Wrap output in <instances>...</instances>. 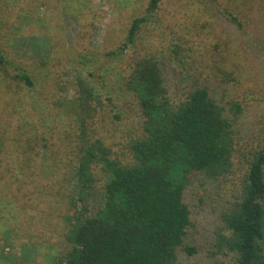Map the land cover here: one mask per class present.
<instances>
[{
  "label": "rangeland",
  "instance_id": "1",
  "mask_svg": "<svg viewBox=\"0 0 264 264\" xmlns=\"http://www.w3.org/2000/svg\"><path fill=\"white\" fill-rule=\"evenodd\" d=\"M146 5L0 0V52L7 59L0 64V264H57L67 243L72 209L65 192L75 183L81 132L100 138L112 157L129 158L128 141L140 128L138 103L119 96L113 108L106 98L114 88L118 97L115 81L151 55L160 60L172 99L205 87L233 122L231 172L216 179L194 174L185 192L194 224L185 242L196 252L180 255L182 264H233L231 253L219 251L216 234L224 230L222 212L238 197L253 153L264 146V0H162L134 44L106 57ZM20 67L32 85L14 76ZM82 80L94 95L89 110L79 95ZM93 170L100 189L103 174ZM99 203L96 195L92 207Z\"/></svg>",
  "mask_w": 264,
  "mask_h": 264
},
{
  "label": "trees",
  "instance_id": "2",
  "mask_svg": "<svg viewBox=\"0 0 264 264\" xmlns=\"http://www.w3.org/2000/svg\"><path fill=\"white\" fill-rule=\"evenodd\" d=\"M161 1L147 0L121 46L104 55L133 45L141 27L155 21ZM6 62L0 52V64ZM14 76L32 85L24 67ZM164 78L159 59L141 56L123 79L115 81L121 94L114 97V88L106 98L113 108L115 98L125 95L139 106V132L128 141L130 156L124 162L112 157L111 147L100 138L89 139L81 132L75 183L71 192H65L72 209L66 217L67 243L57 264H182L181 254L196 252L185 242L188 228L194 226L185 192L194 174L216 179L231 172L236 131L207 88L197 87L174 100ZM78 85V97L89 110L92 87L84 80ZM113 116L119 118L117 112ZM95 167L104 177L100 189ZM96 195L100 203L93 208ZM222 220L224 230L216 234L219 251L231 253L233 264H264V146L253 153L241 191L222 212Z\"/></svg>",
  "mask_w": 264,
  "mask_h": 264
}]
</instances>
